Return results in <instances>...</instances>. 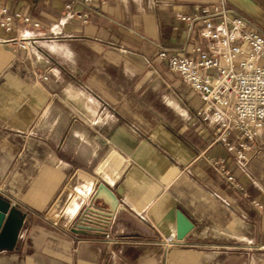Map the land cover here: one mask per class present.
<instances>
[{
  "label": "crops",
  "instance_id": "0c3cea01",
  "mask_svg": "<svg viewBox=\"0 0 264 264\" xmlns=\"http://www.w3.org/2000/svg\"><path fill=\"white\" fill-rule=\"evenodd\" d=\"M2 2L40 27L0 29V200L22 219L0 264H264V135L238 164L157 57L195 58L200 27L179 17L203 7L264 36V0H92L87 24L63 0ZM26 35V48L10 41ZM76 170L118 201L103 230L78 234L45 217ZM178 216L191 227L181 240ZM169 236L176 245L164 249Z\"/></svg>",
  "mask_w": 264,
  "mask_h": 264
},
{
  "label": "built area",
  "instance_id": "2783aa9c",
  "mask_svg": "<svg viewBox=\"0 0 264 264\" xmlns=\"http://www.w3.org/2000/svg\"><path fill=\"white\" fill-rule=\"evenodd\" d=\"M2 1L1 30L12 33L16 32L17 25L40 27L30 16L10 11ZM63 1L68 17L81 24H87L91 14L96 13L92 0ZM75 6H80L81 10H76ZM179 21L188 28L200 27L202 43L194 49L195 58L179 57L165 49H159L157 57L202 101L197 117L206 127L218 130L216 140L241 164L254 139L259 134L264 135V36L245 19L230 16L218 6L203 7L199 14L180 16ZM31 40L28 35L10 39L21 48H26ZM231 133L236 147L227 140ZM208 162L227 182L235 184L223 160L208 158ZM235 186L242 190L239 185ZM254 205L261 208L255 202ZM161 244L168 249L176 245V239L169 236Z\"/></svg>",
  "mask_w": 264,
  "mask_h": 264
},
{
  "label": "water",
  "instance_id": "95a60500",
  "mask_svg": "<svg viewBox=\"0 0 264 264\" xmlns=\"http://www.w3.org/2000/svg\"><path fill=\"white\" fill-rule=\"evenodd\" d=\"M100 201L108 208L99 205ZM118 208V201L110 190L102 184L96 185V180L87 173L76 170L45 217L62 228L82 234L96 228L98 230L106 228ZM21 224L22 219L18 214L0 200L1 250H10L14 247ZM190 228V224L178 216L176 238L183 239Z\"/></svg>",
  "mask_w": 264,
  "mask_h": 264
}]
</instances>
